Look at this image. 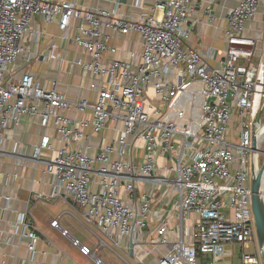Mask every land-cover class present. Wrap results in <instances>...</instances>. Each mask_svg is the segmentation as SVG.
I'll list each match as a JSON object with an SVG mask.
<instances>
[{
  "label": "built area",
  "instance_id": "2783aa9c",
  "mask_svg": "<svg viewBox=\"0 0 264 264\" xmlns=\"http://www.w3.org/2000/svg\"><path fill=\"white\" fill-rule=\"evenodd\" d=\"M194 2L153 0L148 13L131 21L118 6L83 11L74 2L61 0H0V157L12 158L17 166L28 162L42 166V183L52 178L48 193L29 191L26 208L16 214L6 245L12 238L25 239L33 261L40 238L28 208L61 200L78 208L83 223L96 227L112 244L99 239L98 247L92 249L61 227L59 218L50 220V227L94 264H103L99 249H119L122 239L136 258L134 264H145L144 259L158 248L159 256L147 264H199V254L215 261L226 246L234 245L242 250L240 264H263L260 250L258 254L243 252L255 229L252 169L264 153V141L257 144L264 130L260 129L264 124V49L253 66L257 40L245 30L262 0H240L227 10L224 56L212 69L205 64L212 50L202 56L184 45ZM134 8L143 9L141 0H135ZM35 16L46 23L57 20L62 39L74 42L90 58L69 62L71 66L93 78H105L103 86L91 84L96 94L93 102H71L56 85L45 89L28 72L14 76L18 58L25 63L33 58L23 40L29 34L39 36L31 27ZM105 29L120 35L138 33L142 51L131 52L129 61L102 65L103 55L116 51L108 46ZM70 112L89 113L90 119L71 117ZM25 118L43 131L28 155L16 143L10 150L5 146L7 129H18ZM109 124H121V129H114L117 137L111 143L91 154L69 148L88 138L86 130L98 134ZM49 128L61 146L52 145L46 133ZM139 149L142 155L137 158L134 151ZM17 178L10 174L6 181ZM139 184L144 191L137 190ZM145 189L173 193L172 202L160 201L158 208L166 207L165 214L171 213L174 224L170 215L155 210V199ZM2 198L6 210L11 198ZM153 220L150 249L139 259L138 234Z\"/></svg>",
  "mask_w": 264,
  "mask_h": 264
},
{
  "label": "crops",
  "instance_id": "0c3cea01",
  "mask_svg": "<svg viewBox=\"0 0 264 264\" xmlns=\"http://www.w3.org/2000/svg\"><path fill=\"white\" fill-rule=\"evenodd\" d=\"M65 2H74L77 7L84 10L91 9H107L111 10L115 6H118L120 13L126 19L131 21L138 20L140 13H148L149 8L153 4V0H141L143 9L138 10L134 8L135 0H61ZM240 0H195L191 13L189 14V20L187 26L190 29V35L185 41L184 45L191 48L201 54L205 55L208 49L211 51V57L205 60V64L209 68H217L224 56L226 43L224 39V30L226 28V12L228 9L233 8ZM261 6L259 8L260 12ZM259 12L257 14H259ZM73 23L71 28V36L74 34ZM31 27L34 31H38L39 36L33 37L27 35L23 40V45L26 51H28L33 57L29 63L22 61V58H18L15 66L13 67L14 76L20 77L23 73H30L34 79L41 84L45 89H50L53 85H56V89L64 93L66 98L71 102H77L80 100H87L93 102L96 98L94 91L90 90L91 84L96 86H103L105 78L92 77L91 74L83 71L79 67L71 66L69 62L72 61H90V58L83 52L81 47L77 46L72 41H64L61 37V32L58 29L57 20L52 23H46L39 16H35L31 21ZM109 35L110 41L108 46L114 48L116 51L106 52L101 60L102 65H108L112 60L129 61L130 53L140 54L142 51V39L138 33L130 32L126 35H120L114 33L108 29L104 30ZM250 33H254L256 40L260 38L258 32L257 20H253L246 26L245 34L250 36ZM252 37V36H250ZM43 56L46 58L43 59ZM63 59L64 62L59 61ZM149 94L151 91L149 90ZM69 116L81 119H90L89 113L78 114L70 112ZM121 129V124H109L108 128L98 134L85 131L84 138L76 145L72 144L69 148L81 149L82 151L91 154L96 152L98 147L105 144H109L117 137V132L114 129ZM43 131L38 127L34 120L25 118L18 129H7L6 135V149L10 150L16 143L21 152L24 155H28L31 152V148L34 144H37ZM46 133L52 137V145L59 147L61 143L56 139L54 131L49 128ZM87 148H89L87 150ZM142 150L134 151V156L141 157ZM20 166L15 164V160L10 157H0V196H8L11 198L8 209H4V200L0 197V264H94L91 260L83 257L76 248L71 246L68 239L63 238L60 233L51 228L49 222L51 219L59 218V224L61 227L68 228L62 224H70V221H74L82 228L86 229L92 239L93 247H98L99 239L108 243V240L101 235L99 230L94 226L85 225L80 216V210L74 207L69 201L52 200L49 202L36 203L30 205L28 208L29 213L32 215L36 222L38 234L40 240L36 245V254L33 261L29 260V253L26 249L27 241L25 239L12 238L10 244L6 245L4 242L10 236L13 230V222L16 214L19 211H23L26 208L25 200L29 194V191H40L48 193L50 191V183L52 178H45L46 182L42 183L43 173L42 166L34 165L33 163H20ZM10 174H17L18 178L14 181L7 183V177ZM138 191H144V186L138 185ZM149 195L155 199V210L160 213L164 211L167 213L166 207L159 209L158 204L163 200L171 203L173 200V193L170 190L163 189L159 192L154 189H145ZM39 206L44 208H50L51 210H57L55 216L42 217L40 210H37ZM62 206H67L69 210H61ZM61 210V211H60ZM35 211L40 215L35 214ZM171 213L165 214L169 216ZM69 219V220H68ZM170 224H174L173 218L170 215ZM156 223L149 222L146 230L138 234V243L136 246V257L139 259L144 258L146 250L150 248L147 245L150 237L151 230L155 227ZM70 233V231H69ZM71 234V233H70ZM72 235V234H71ZM73 236V235H72ZM74 237V236H73ZM76 238V237H74ZM77 239V238H76ZM91 248L87 243L81 242ZM231 247H225V253L222 257L214 259L209 256H201L199 264H206L214 262V264H232L231 261ZM110 249L109 247H103L104 249ZM71 249H74L73 251ZM123 251L127 258L133 263L136 258L132 257L127 243L124 239L121 241V246L118 249ZM113 251V250H112ZM161 253V248L151 251L150 257L144 259L145 264L150 260L157 258ZM100 259L101 256L99 255ZM134 260V261H133ZM102 261V260H101ZM104 264V263H103Z\"/></svg>",
  "mask_w": 264,
  "mask_h": 264
},
{
  "label": "rangeland",
  "instance_id": "374dc122",
  "mask_svg": "<svg viewBox=\"0 0 264 264\" xmlns=\"http://www.w3.org/2000/svg\"><path fill=\"white\" fill-rule=\"evenodd\" d=\"M255 19L257 20L258 32L260 33V38H258V40L256 41V48H255L256 53L253 59L251 60L253 66H257L259 59H260L259 54L264 49V0H262L261 2L260 12L259 14L255 16ZM249 35L252 37L255 36L254 33H250ZM232 128H233V125H232ZM263 141H264V138H263ZM261 146H262V150L264 151V142L261 144ZM263 161H264V157H260L258 167L261 166ZM64 209L69 210L67 206H62L61 210H64ZM37 210H40L41 212H43L41 216L44 218L47 215L55 216L57 214V210H51L49 207L44 208L43 206H39ZM37 213L38 212L35 211V214ZM38 215L40 214L38 213ZM69 221H70V224L65 223V221H63L62 224H64V226L68 228L70 233L74 237H76L80 242L87 243L92 248L93 247L92 241L94 240L92 239L90 233L86 229L82 228L80 225L76 224L74 221H71V220ZM109 246H112V244L109 243ZM71 250L73 251L74 249H71ZM112 250L106 248L100 251L99 255L101 256V260L104 264H127L126 262H128L129 264H134L130 259L127 258L126 254L123 251H120L115 247H112ZM230 251H231L230 256H231L232 264H240L241 263L240 255L242 253L241 247L234 245L231 247ZM243 252L246 254H258L259 253L255 230L250 239V242H248L246 244V247H244Z\"/></svg>",
  "mask_w": 264,
  "mask_h": 264
},
{
  "label": "water",
  "instance_id": "95a60500",
  "mask_svg": "<svg viewBox=\"0 0 264 264\" xmlns=\"http://www.w3.org/2000/svg\"><path fill=\"white\" fill-rule=\"evenodd\" d=\"M264 57V51H263ZM258 165V164H257ZM264 180V161L260 167L252 169L251 181V209L254 217V230L258 248L262 252L264 245V201L262 198V186ZM132 249V247H131ZM264 264V260H263Z\"/></svg>",
  "mask_w": 264,
  "mask_h": 264
},
{
  "label": "bare ground",
  "instance_id": "6f19581e",
  "mask_svg": "<svg viewBox=\"0 0 264 264\" xmlns=\"http://www.w3.org/2000/svg\"><path fill=\"white\" fill-rule=\"evenodd\" d=\"M260 129H264V124L261 125V128H260ZM263 135H264V130H262V131L260 132V135L257 137V144H258V146H259V144H261L262 141H263V138H264ZM262 156L264 157V154H263ZM262 253H263V255H264V245H263Z\"/></svg>",
  "mask_w": 264,
  "mask_h": 264
},
{
  "label": "trees",
  "instance_id": "16d2710c",
  "mask_svg": "<svg viewBox=\"0 0 264 264\" xmlns=\"http://www.w3.org/2000/svg\"><path fill=\"white\" fill-rule=\"evenodd\" d=\"M200 257H201V255L199 254V255H198V259H200Z\"/></svg>",
  "mask_w": 264,
  "mask_h": 264
}]
</instances>
